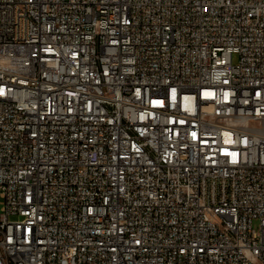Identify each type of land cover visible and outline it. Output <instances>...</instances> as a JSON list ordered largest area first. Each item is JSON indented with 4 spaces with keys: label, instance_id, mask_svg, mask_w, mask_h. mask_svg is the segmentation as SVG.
Returning <instances> with one entry per match:
<instances>
[{
    "label": "built area",
    "instance_id": "2783aa9c",
    "mask_svg": "<svg viewBox=\"0 0 264 264\" xmlns=\"http://www.w3.org/2000/svg\"><path fill=\"white\" fill-rule=\"evenodd\" d=\"M0 196V264H264V0H0Z\"/></svg>",
    "mask_w": 264,
    "mask_h": 264
},
{
    "label": "rangeland",
    "instance_id": "374dc122",
    "mask_svg": "<svg viewBox=\"0 0 264 264\" xmlns=\"http://www.w3.org/2000/svg\"><path fill=\"white\" fill-rule=\"evenodd\" d=\"M232 60L233 62H237L238 61V54L237 53H234L233 56H232ZM3 205V199L2 197L0 196V212H1V206ZM254 227L256 228L257 225H254Z\"/></svg>",
    "mask_w": 264,
    "mask_h": 264
}]
</instances>
